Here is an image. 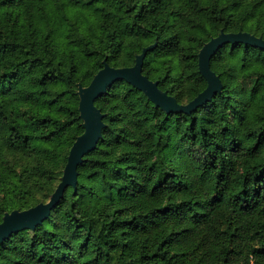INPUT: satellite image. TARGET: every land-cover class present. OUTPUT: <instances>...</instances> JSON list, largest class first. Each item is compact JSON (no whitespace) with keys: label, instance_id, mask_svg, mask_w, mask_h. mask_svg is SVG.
<instances>
[{"label":"trees","instance_id":"16d2710c","mask_svg":"<svg viewBox=\"0 0 264 264\" xmlns=\"http://www.w3.org/2000/svg\"><path fill=\"white\" fill-rule=\"evenodd\" d=\"M264 40V0H0V222L48 202L84 133L79 85L105 62L187 104L222 33ZM220 87L166 111L125 80L96 99L105 123L50 215L0 243V264H264V48L227 43Z\"/></svg>","mask_w":264,"mask_h":264},{"label":"water","instance_id":"95a60500","mask_svg":"<svg viewBox=\"0 0 264 264\" xmlns=\"http://www.w3.org/2000/svg\"><path fill=\"white\" fill-rule=\"evenodd\" d=\"M246 42L264 48V40L247 32L222 33L205 44L199 54V68L208 80V87L187 104H180L167 91L160 89L158 82L148 78L143 73V63L148 52L154 48L150 45L137 55L136 62L130 67H114L106 62L94 76L91 83L81 87L79 109L84 120V133L72 145L68 162L62 179L48 202L39 203L26 210H14L6 213L0 222V243L14 232L25 228H33L50 215L51 210L63 198L68 187L76 188L78 183V166L87 153L94 150L102 136L105 125L104 114L95 104L96 99L107 93L108 88L118 80H125L142 89L157 106L166 111L190 112L205 103L216 89L220 87L219 77L211 70L210 60L217 51L227 43ZM82 86V85H81Z\"/></svg>","mask_w":264,"mask_h":264},{"label":"rangeland","instance_id":"374dc122","mask_svg":"<svg viewBox=\"0 0 264 264\" xmlns=\"http://www.w3.org/2000/svg\"><path fill=\"white\" fill-rule=\"evenodd\" d=\"M147 47H148V46H147ZM145 48H146V47H145ZM150 51H151V50H150ZM141 53H142V52H141ZM141 53H140V54H141ZM138 55H139V54H138ZM105 64H106V62H105ZM81 87H83V86L79 85V89H78V93H79V95H80ZM71 148H72V147H71ZM70 150H71V149H70ZM69 154H70V152H69ZM68 157H69V156H68ZM67 162H68V161H67ZM63 174H64V173H63ZM61 179H62V178H61ZM58 185H59V184H58ZM58 185H57V187H58ZM57 187H56V188H57ZM55 190H56V189H55ZM55 190H54V191H55ZM51 195H52V194H51ZM51 195H50V196H51ZM49 199H50V198H49ZM48 201H49V200H48ZM40 203H42V202H40ZM16 210H18V209H16ZM13 211H14V210H13ZM11 212H12V211H11ZM11 212H9V213H11ZM6 213H8V212H6ZM6 213H5V214H6ZM2 220H3V219H2Z\"/></svg>","mask_w":264,"mask_h":264}]
</instances>
